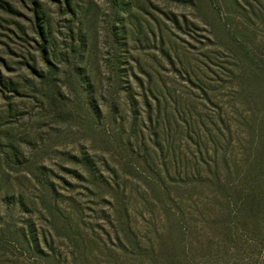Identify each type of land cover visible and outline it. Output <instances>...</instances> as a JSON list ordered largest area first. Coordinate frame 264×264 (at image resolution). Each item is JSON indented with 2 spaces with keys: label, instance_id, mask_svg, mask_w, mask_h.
<instances>
[{
  "label": "rangeland",
  "instance_id": "374dc122",
  "mask_svg": "<svg viewBox=\"0 0 264 264\" xmlns=\"http://www.w3.org/2000/svg\"><path fill=\"white\" fill-rule=\"evenodd\" d=\"M0 264H264V0H0Z\"/></svg>",
  "mask_w": 264,
  "mask_h": 264
},
{
  "label": "trees",
  "instance_id": "16d2710c",
  "mask_svg": "<svg viewBox=\"0 0 264 264\" xmlns=\"http://www.w3.org/2000/svg\"><path fill=\"white\" fill-rule=\"evenodd\" d=\"M40 29L43 30L42 28H40ZM44 34H45V32L43 31L42 35H44ZM156 102H157L156 104L154 102V104L149 107L151 117H149L148 119L151 123H153V128L158 127L159 122H160V118H162L163 105L159 101H156ZM153 133L155 135V138L158 137V134L156 133V131Z\"/></svg>",
  "mask_w": 264,
  "mask_h": 264
}]
</instances>
